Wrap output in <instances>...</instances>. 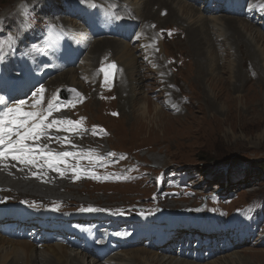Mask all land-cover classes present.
<instances>
[{"label": "rangeland", "instance_id": "rangeland-1", "mask_svg": "<svg viewBox=\"0 0 264 264\" xmlns=\"http://www.w3.org/2000/svg\"><path fill=\"white\" fill-rule=\"evenodd\" d=\"M92 1L105 9L116 8L113 0L82 2L90 4ZM248 1L250 5L256 0ZM260 1L264 3V0H259L253 6H258ZM24 2L35 6L40 12L46 11L43 15L38 13L37 18L52 16L54 24L67 26L75 35V29L79 26L84 33L79 22L64 16V9L60 11V17L50 13L62 5L60 0L49 2V6L44 0H0L2 27L6 29L12 20L20 17V7ZM118 5L122 6L123 3L118 2ZM195 7L200 8L197 5ZM154 10L158 9L154 7ZM205 16L233 17L226 14ZM235 18L242 20L245 26L231 29L227 35L224 28L221 33L207 35L210 42L205 53L210 56V64H214L215 60L221 62L212 68L206 80L198 77L199 67L196 63L203 59L201 53L194 50L192 57L191 50L184 42V34L180 35L176 30L164 32L168 38L164 44L159 41L160 47L155 39L161 60L159 63H163L164 70L163 73H154V65L150 66L148 59L144 58V48L140 45L141 41L144 47L148 43L143 40L147 38L148 27H152L150 23L146 25L144 22L151 19L141 18L139 23L146 30L142 29V40L138 29L135 37L139 40L138 45L131 46L128 41L111 38H98L84 44L79 38L81 44L89 45L79 67L62 72L49 81L51 88L65 85L69 90L74 87L85 93L87 99V103L77 106L70 114L66 111L70 119L79 125L77 131H85L88 136L82 144L85 147L74 148L76 154L83 153L84 159L81 157L74 161L84 167H92L93 159H100L107 164L99 170L100 175L93 173L84 183L73 186L65 183L69 190L81 194L80 200L108 206L119 215L130 214L134 210L131 206L141 203L148 208L141 206V211L135 213L157 211L158 208L166 212L168 207L163 205L167 202H171L175 209L181 203H184L185 209L199 206L200 199L196 196L188 200L184 197L185 192L189 191L184 187L187 183L196 189L195 192L199 189L210 193L215 188L219 189L217 187L221 188L219 195L227 198L226 202L218 206L215 198H209V203L203 208L205 214L211 215L216 228L223 232L230 231L231 236L242 231L245 234L238 238L237 243H231L224 236L216 238L211 246L202 249L197 256L195 250L190 252L192 257L160 253L161 257L164 256L162 264H169L170 261L174 263V258L190 264H264V29L252 17ZM158 26L163 29L170 26L176 28L172 24L166 26L160 23ZM7 31L6 36L0 33L3 48L12 44L13 39H18L17 29ZM152 35L158 37L157 32ZM105 39L121 41L131 47V54L136 57L130 73L126 71L132 82L131 89L118 80L121 72L119 60H122L121 56L118 59V51L91 53L95 40L102 44ZM108 43L113 44L110 41ZM98 49L94 47V50ZM138 51L139 55L136 54ZM197 53L198 57L195 56ZM88 56L92 59V67L83 76L81 68ZM108 64H114L115 68L108 69ZM101 69L109 71V82L104 81V71ZM139 72L143 77L137 81ZM70 73L75 75L73 83L69 79ZM209 100L216 103L210 105ZM109 153L115 155L110 156ZM151 155H156L160 161L163 159V162L157 163L150 158ZM167 185L175 186L168 191L171 195L177 192V199L167 197V190L161 192ZM77 200L71 197L67 201L73 203ZM229 200L232 201L227 202ZM251 201H255L260 208H256L260 211L256 212L257 215L241 207ZM74 204L73 207L78 206ZM144 216L153 217L145 213ZM169 216L174 224L175 218L171 214ZM168 228L178 229L173 225H168ZM175 235L182 237L179 233ZM255 239L260 241H253ZM135 248L146 247L136 245L128 249ZM69 249L71 255L79 254L84 264L94 261L83 252L80 255V252ZM146 249L155 253V249ZM121 255V252H117L102 263L110 258L123 259Z\"/></svg>", "mask_w": 264, "mask_h": 264}, {"label": "bare ground", "instance_id": "bare-ground-1", "mask_svg": "<svg viewBox=\"0 0 264 264\" xmlns=\"http://www.w3.org/2000/svg\"><path fill=\"white\" fill-rule=\"evenodd\" d=\"M53 1L54 0H44V3L46 2L49 3ZM113 1L116 5V8L118 7L119 10L126 11L123 13L124 15H121V17L123 18L135 20L138 24L139 21H141V18H144V20L151 19V21L149 22H144L146 25H148L147 23H150V26L152 27L151 29L147 26L148 27V31H146L147 38L146 40L145 39L143 40V42L145 43L149 42V45L144 47L142 41L140 42V45L142 46V48H144V58L148 59L150 66L154 65V70H152L154 73L155 72L163 73L164 70L163 63L162 64L159 63V61L161 60H159L160 56L157 54L158 46L155 40L157 39L159 47L161 46V43H159V41L160 42L162 41V44H164L163 42H165V40H167L168 38L166 37V34L164 32H170L175 30L179 31L180 35L184 34V39H185L184 42H186V46L191 50V56L192 57L194 56L193 55L195 53L194 50L201 53L203 59L200 60L198 63L196 62L195 63L199 67L198 77L202 78V80H206L209 74L212 73L213 71L212 68L214 69L217 63L221 62L220 60H215L214 64H210L209 62L210 56L209 57L206 56L205 53V49L208 47V43L210 42L209 37L207 35L209 34L216 35L217 32L221 33V30L223 28L226 31V35H227L231 29L237 26H245L242 20L236 19L235 17L208 18L205 16L206 14L204 11L201 10V8L195 7L194 3L188 2L189 0H113ZM93 2L94 1H92L90 4L87 5L88 6L96 5V3ZM118 2L123 3V5L119 6ZM154 7H156L158 10H154ZM262 8L264 9V5L262 6ZM177 22L179 23V25H177ZM157 23L158 24L162 23L166 26L172 24L173 27L176 26V28H172L170 26V27H164L165 29H163V27L158 26ZM141 26L142 24L139 27L140 37L142 38L143 37L141 33L142 29L143 30L146 29H144ZM218 27H221V29H219ZM75 31L77 32V35L75 36L78 38H82L84 44L89 42L88 39L85 37L82 29L79 28V26L76 27ZM154 32L155 33L157 32L160 38L159 37L156 38L155 36H154L155 39L152 38L153 37L152 33ZM259 40L261 39L259 38ZM109 41L112 42L113 44H109L108 43ZM100 42L101 41L95 40V42L92 45L93 47H91L93 48L92 50L93 52L91 53L96 54L99 51L105 52V50L108 52H110L111 50L118 51V53L120 54L119 55L118 53H116L118 55V59H120V56L122 58V60H119L121 64V72L118 80L121 84H124L128 89H131L133 87L131 84L132 82L129 80L130 78L126 74L127 70H128V74L130 73L131 67H133V62L136 58L131 54L132 51L131 47H129L128 45H126L121 41L118 42L109 39H105V41L102 44ZM173 42L177 44V42L175 41ZM105 44L106 46L104 47ZM94 47L99 49L94 50ZM180 53L183 54L184 52L180 51ZM185 54H187L186 56H190L188 53ZM195 56L198 57V53ZM91 62L92 59L89 56L85 60H83L84 64H83V68H81L82 69L81 74L83 76L85 74H88L87 71H89L90 67H92ZM78 76L79 74L77 75V77ZM73 77H75V75L70 73L69 79L72 80V83L74 81ZM142 77L143 76L141 75V72H139L137 75V81L142 80ZM166 80L167 78L165 79V81ZM83 81H86V79H84ZM215 103H216L215 101L209 100L210 105H213ZM56 117L57 119L71 118V116H69L67 112L57 113ZM85 133H86L85 131H79L78 139L76 137L71 138L72 147L74 148L78 146H80L81 148L85 147L82 145L84 140H87L88 137ZM55 137L52 138V143H54L55 147L58 148V146L61 144V142H63V140L60 138V141H57ZM150 158L155 159L157 163L163 162V159L160 161V158L157 157L156 155H151ZM43 184H44V180H39L37 184H35L34 182L22 178V175L20 173H14L13 176H8V177L4 175H0V186L3 185L4 188H8L10 190L8 195H11L10 193H16L18 195L20 194L22 197L28 196L31 198H38L41 196H45V197L55 196L64 199L66 201L69 200V198L71 197H75L78 200L73 201V203L76 202L88 203L87 201L80 200L82 196L81 194H79V192L77 194L75 190H69L68 189L69 186L68 187L64 186V181H54L52 184L51 181L48 180L47 184L44 185ZM163 206L171 209L175 208L171 202H167ZM253 241L259 242L260 240L255 239ZM41 247H42L41 249H37L35 245H32L26 241L6 239L0 236V264H84V259L79 257V254L77 253H75L74 255L70 254L71 250L69 249L70 247L68 246H63L58 243L56 244L50 243V244H44ZM81 253L82 252H80V255ZM121 254L123 259L110 258L104 263L100 262L99 260H94V261L91 260L88 261L87 264H162L161 261H164L163 260L164 256L161 257L159 255L160 249L158 248H155L154 254L151 252V250L146 248L127 249L125 251H122ZM163 254L167 255L168 253H163ZM174 260H175L174 263L170 261L169 264H190L189 262H185L184 260L179 261L176 260V258H174Z\"/></svg>", "mask_w": 264, "mask_h": 264}, {"label": "snow or ice", "instance_id": "snow-or-ice-1", "mask_svg": "<svg viewBox=\"0 0 264 264\" xmlns=\"http://www.w3.org/2000/svg\"><path fill=\"white\" fill-rule=\"evenodd\" d=\"M111 68H115V65H111ZM105 80L109 76L108 70H103ZM43 87L38 90V93H34V103H32V111H24L23 107L26 104L25 100H19L9 106L8 101L3 97H0V168L7 169L10 166V162L15 161L21 166V170L37 169L32 172L33 176H37L43 179L41 173L45 168L51 171H60V166L65 165L67 167L66 158L73 156V153L63 151L53 155L52 151L47 148V144L43 146L39 144L28 143V141H44L50 142L51 136L48 130L51 128H57L67 130L68 128L75 127V124L70 119H53L51 122H46L48 117L52 113L60 112L61 105L59 103L48 104L46 113L43 110L37 111V109L43 103ZM57 141H60V137H55ZM39 148V151H37ZM110 156H114V153H109ZM15 167V165H11ZM74 174L75 179H80V172L76 166H72L69 169ZM63 175V172H61ZM88 211H95V209L89 208Z\"/></svg>", "mask_w": 264, "mask_h": 264}, {"label": "clouds", "instance_id": "clouds-1", "mask_svg": "<svg viewBox=\"0 0 264 264\" xmlns=\"http://www.w3.org/2000/svg\"><path fill=\"white\" fill-rule=\"evenodd\" d=\"M135 247V246H134ZM127 250V249H126ZM125 251V250H124ZM122 252V251H121ZM88 257V256H87ZM91 258V257H90ZM91 259H93V258H91ZM94 260H96V259H94Z\"/></svg>", "mask_w": 264, "mask_h": 264}, {"label": "trees", "instance_id": "trees-1", "mask_svg": "<svg viewBox=\"0 0 264 264\" xmlns=\"http://www.w3.org/2000/svg\"><path fill=\"white\" fill-rule=\"evenodd\" d=\"M214 162H216L215 160H214ZM214 182V181H213Z\"/></svg>", "mask_w": 264, "mask_h": 264}]
</instances>
